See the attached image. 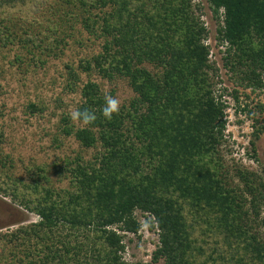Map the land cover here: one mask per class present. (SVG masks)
Instances as JSON below:
<instances>
[{
    "label": "trees",
    "instance_id": "obj_1",
    "mask_svg": "<svg viewBox=\"0 0 264 264\" xmlns=\"http://www.w3.org/2000/svg\"><path fill=\"white\" fill-rule=\"evenodd\" d=\"M208 1L230 80L263 91L264 0ZM199 11L193 0H0V47L18 45L42 65L63 42L59 29L80 24L103 41L83 72L124 80L135 94L105 119L114 90L91 80L73 87L79 76L68 66L77 108L97 120L64 117L63 132L96 155L55 164L65 189L44 164L16 174L14 160L0 157V196L14 210L0 224V264H125L112 228L137 234L138 210L160 230L154 264H264V174L231 176L224 162L229 103ZM25 212L39 220L27 223Z\"/></svg>",
    "mask_w": 264,
    "mask_h": 264
},
{
    "label": "rangeland",
    "instance_id": "obj_2",
    "mask_svg": "<svg viewBox=\"0 0 264 264\" xmlns=\"http://www.w3.org/2000/svg\"><path fill=\"white\" fill-rule=\"evenodd\" d=\"M193 3L199 5L201 21L209 31L206 44L211 48V60L219 68V94L229 103L226 137L221 150L226 167L231 176H235L238 170L264 174V90H244L230 80V73L223 68L225 46L220 45L216 38L219 25L209 1L193 0ZM72 24V29H65L64 26L59 29L56 39L63 42L52 51L51 56L43 57L46 62L42 65L36 64L31 55L18 45L0 47V105L4 115L0 120L4 135L0 157L14 160L15 169L12 172L16 174L27 175V167L36 163L46 165L58 189L67 188L69 181H63L64 176L54 171L56 163L62 165L66 160L74 161L79 155L88 161L96 155L95 150L82 149L72 136L68 137L63 132V118L70 117V112L80 102L78 90L69 91L71 80L68 66L79 76L78 82L73 84L77 89L89 80L94 81L101 85L106 94L114 90L113 96L121 101V106L128 105L135 96L124 80L111 82L95 73L83 72L81 63L98 54L103 41L88 33L80 24ZM20 57L24 60H20ZM234 89L239 91V101L233 96ZM31 105H36L39 110H32ZM235 180L239 181L237 178ZM3 201L11 203L0 196V224L10 221L14 211ZM26 214L27 218L24 219H27V223L39 220L35 214ZM135 216L141 225L137 234L124 236L118 228H112L122 237V261L125 264H154L152 257L160 245V230L156 223L151 227L154 217L148 213L138 210ZM157 264L165 263L160 261Z\"/></svg>",
    "mask_w": 264,
    "mask_h": 264
},
{
    "label": "clouds",
    "instance_id": "obj_3",
    "mask_svg": "<svg viewBox=\"0 0 264 264\" xmlns=\"http://www.w3.org/2000/svg\"><path fill=\"white\" fill-rule=\"evenodd\" d=\"M121 107V101L114 96H105V105L102 108V115L105 119L111 120L114 114H118ZM70 118L74 122L81 123L85 126L93 124L97 120V116L93 110L73 109L70 112ZM122 235L130 234L129 232L121 231Z\"/></svg>",
    "mask_w": 264,
    "mask_h": 264
}]
</instances>
